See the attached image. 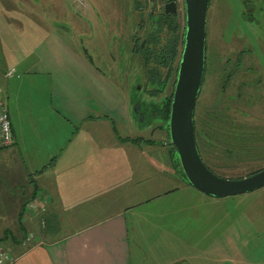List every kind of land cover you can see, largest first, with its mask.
<instances>
[{
	"label": "crops",
	"instance_id": "1",
	"mask_svg": "<svg viewBox=\"0 0 264 264\" xmlns=\"http://www.w3.org/2000/svg\"><path fill=\"white\" fill-rule=\"evenodd\" d=\"M40 56L41 67H21L0 50L8 101L18 98L6 103L0 93L14 133V142L0 147L6 263L135 264L132 239L178 215V203L167 196L187 182L167 126L159 125V139L133 134L119 75L83 50L49 43Z\"/></svg>",
	"mask_w": 264,
	"mask_h": 264
},
{
	"label": "rangeland",
	"instance_id": "2",
	"mask_svg": "<svg viewBox=\"0 0 264 264\" xmlns=\"http://www.w3.org/2000/svg\"><path fill=\"white\" fill-rule=\"evenodd\" d=\"M129 1L133 0H0V50L6 53L9 62L20 61L21 67H41L45 61L40 53L49 48V43L54 50L67 46L79 50L86 47L96 64L109 74L108 65L99 64L101 53H95L92 45L106 47L114 41L118 47L116 32L117 37L121 36L123 40L125 37V42L128 40L127 23L117 20L113 29L107 21L110 15H115L116 10L124 8L123 3ZM244 1L211 0L208 26L210 28L213 23L215 34L220 33L233 46L243 47L245 43L236 40L245 39L249 48L261 49L264 47V0H250L255 5L256 20L246 18L243 13ZM182 12L181 16L186 18L185 10ZM80 13L89 16L92 24L86 20L79 25L78 22L83 21ZM56 20L62 24L55 25L53 21ZM55 32L59 33L58 38L63 39L61 43L55 39ZM235 33L237 38H233ZM91 35L94 37L91 38ZM90 44L91 49H88ZM119 49L122 48L119 46ZM120 50L115 51L119 53ZM117 67L122 72H117ZM117 67L111 69L110 74L119 75L116 80L130 99L131 132L159 139L161 120L150 116L148 104L152 99L144 87L141 66L137 69L129 59L120 56ZM7 79L0 77V93L6 103L12 99L18 100L13 95L8 101L3 87ZM167 91L171 92L172 89L169 87ZM197 100L198 106L207 110V96L200 98L199 95ZM138 102H141L144 118L135 112ZM263 102L252 105L248 113L250 126L254 124L259 127L262 119L252 114H261ZM168 125L167 122L166 128H169ZM205 155L208 161V154ZM209 157L214 158L211 154ZM228 158L223 157L224 161L213 168L220 175L234 177L246 174L253 168L252 163L245 164L231 156ZM178 179L180 183L182 179ZM188 183L185 182L174 194L167 196V199L178 203V215L170 213L166 223L150 226L149 231L138 233L140 237L135 241L132 239L131 251L135 264H264V186L244 193L213 196L198 190L199 194L195 193L192 184ZM39 222L41 229L45 230L44 218H39Z\"/></svg>",
	"mask_w": 264,
	"mask_h": 264
},
{
	"label": "flooded vegetation",
	"instance_id": "3",
	"mask_svg": "<svg viewBox=\"0 0 264 264\" xmlns=\"http://www.w3.org/2000/svg\"><path fill=\"white\" fill-rule=\"evenodd\" d=\"M171 1L173 0H133L123 3L124 8L116 10L115 15H110L107 24L114 29L117 20L127 23L128 40L125 42V37L124 40L120 35L117 37L116 32L114 35L116 42L119 41L118 47L114 41L106 47L92 45L95 53H101L99 64L108 65L109 73L117 67V58L120 60V56L129 59L137 69L141 66L144 87L152 99L148 104L149 113L152 114L150 116L164 120L159 125L165 126L168 120L162 117L161 107L173 98L186 29V18L181 16L183 9L186 14L185 0H174L176 11L169 13L166 4ZM254 7L250 0L244 1L243 13L246 18L257 19ZM79 16L83 20L82 25L84 21L90 20L89 16L81 13ZM89 24H92L91 20ZM103 33L105 34L104 31ZM235 37L236 33L233 35ZM236 41L245 44L243 47L233 46L220 33L215 34L213 23L210 28L208 26L207 14L206 68L200 98L202 95L204 98L207 96L209 107L202 110L203 107L198 106L197 100L195 134L199 144L209 139V144L205 145L208 146V157L210 154L214 156L208 159L212 168L224 161L223 157L231 156L236 161L252 163L257 167L254 172H257L264 167V47L249 48L246 45L247 40ZM90 47L91 44L88 49ZM114 49L120 50L119 53ZM88 51L90 50L87 53ZM120 71L117 67V72ZM169 87L171 92L167 91ZM258 102H263L261 114L252 115L260 116L262 121L259 127L254 124L250 126L248 113L252 105ZM137 114L140 115L139 112ZM200 152L203 159L206 158V153L201 150Z\"/></svg>",
	"mask_w": 264,
	"mask_h": 264
},
{
	"label": "water",
	"instance_id": "4",
	"mask_svg": "<svg viewBox=\"0 0 264 264\" xmlns=\"http://www.w3.org/2000/svg\"><path fill=\"white\" fill-rule=\"evenodd\" d=\"M210 0H185L186 29L177 78L171 101L167 131L177 151L180 167L187 181L197 189L213 195L227 196L253 191L264 186V167L241 177H228L215 172L203 159L195 134V107L200 95L206 68L207 14ZM176 1L166 4L169 13L176 11ZM55 25L62 22L55 21ZM64 24H67L64 22ZM69 25V24H67ZM71 29L69 26H64ZM84 52L92 63L91 54ZM141 102L135 112L141 111ZM152 115V114H150Z\"/></svg>",
	"mask_w": 264,
	"mask_h": 264
},
{
	"label": "built area",
	"instance_id": "5",
	"mask_svg": "<svg viewBox=\"0 0 264 264\" xmlns=\"http://www.w3.org/2000/svg\"><path fill=\"white\" fill-rule=\"evenodd\" d=\"M13 71H10L12 74ZM14 142V133L12 128V122L10 114L5 102L2 100L0 95V147H6ZM34 207V203L32 204ZM9 259L8 252L4 251L0 247V264H7L6 260Z\"/></svg>",
	"mask_w": 264,
	"mask_h": 264
},
{
	"label": "trees",
	"instance_id": "6",
	"mask_svg": "<svg viewBox=\"0 0 264 264\" xmlns=\"http://www.w3.org/2000/svg\"><path fill=\"white\" fill-rule=\"evenodd\" d=\"M170 100H171V98H170ZM169 100V102L167 103H163V105H162V109H161V115H162V117L165 119V120H169V115H170V107H171V101ZM195 129H196V121H195ZM208 138V137H207ZM135 140H137V141H139L140 140V138L138 137V138H136ZM205 143H208L209 144V139L208 140H204L201 144H199L198 143V146H199V149L202 151V153H207L208 154V151L206 150L207 148L206 147H208L207 145H205ZM206 150V151H205ZM203 155V154H202ZM208 159H209V157H208ZM176 160H177V163H178V166H179V170H180V172L184 175V177L186 178V176H185V174H184V172H183V170L181 169V167H180V162H179V158H178V155H177V158H176ZM204 160H205V162L207 161V159L206 158H204ZM207 164H208V161H207ZM209 166H210V164H208ZM250 166H252V165H250ZM211 168H212V166H210ZM253 168L251 169V171H249L248 173H246V174H251L252 172H254V170L257 168V167H254V166H252ZM263 168V167H262ZM213 169V168H212ZM214 170V169H213ZM256 171V170H255ZM241 176H244V174L243 175H241ZM240 176V177H241ZM187 180V179H186ZM1 240V239H0Z\"/></svg>",
	"mask_w": 264,
	"mask_h": 264
}]
</instances>
